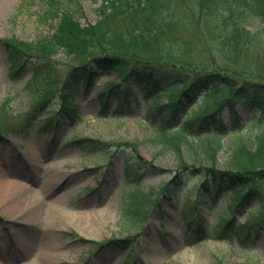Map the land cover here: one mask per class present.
I'll list each match as a JSON object with an SVG mask.
<instances>
[{"label": "trees", "instance_id": "1", "mask_svg": "<svg viewBox=\"0 0 264 264\" xmlns=\"http://www.w3.org/2000/svg\"><path fill=\"white\" fill-rule=\"evenodd\" d=\"M92 1L98 3V18L93 23L83 24L71 8L59 6L52 12L59 22L48 35L33 42L0 39L13 79L22 76L27 64L33 65L35 78L42 72L49 77L37 90L41 92L39 99L26 113L10 115L8 104L0 107V137L27 135L39 123L38 111L50 106L51 99L54 104L50 110L57 111L58 107L61 112L57 113L68 116L69 99L94 90L101 74L113 79L99 93L103 107L112 99L120 105L130 104L132 99L138 102L137 93L130 87L133 81L142 88L147 103L158 104L157 119L162 122L155 133L161 153H181L180 146H175L181 141L189 147L178 159L180 167L172 178L147 195L139 179L147 163L137 155L134 145H124L130 154L125 160L126 175L136 184L123 210L131 223L147 217L149 207L159 200L157 194L179 196L188 183L196 186L198 198L206 197L213 204L220 195L231 192L234 206L255 202L263 210L264 132L255 140L245 134L259 119L231 131L222 114L224 105L228 106L236 119L234 107L238 103H264V76L253 70H259L257 59L242 60L252 55V47L260 45L264 49V0ZM258 21L262 27L254 26ZM185 24L202 37L181 36L179 31ZM194 50L199 51L202 62L186 61ZM58 54L68 60L69 68L63 76L53 62ZM224 89L231 92L229 97H219ZM117 111L121 113L122 109ZM53 121H48V128L56 125ZM263 123L264 118L258 125ZM224 133L234 135L228 146L232 154L229 168L219 169L217 154L225 148L219 137ZM71 144L84 147V156L107 157L112 153L106 143L91 138ZM262 215L245 224L232 217L223 219L222 228L205 229L206 239L232 241L253 233L260 235L264 232Z\"/></svg>", "mask_w": 264, "mask_h": 264}, {"label": "rangeland", "instance_id": "2", "mask_svg": "<svg viewBox=\"0 0 264 264\" xmlns=\"http://www.w3.org/2000/svg\"><path fill=\"white\" fill-rule=\"evenodd\" d=\"M59 6L71 8L83 24L93 23L98 18V3L92 0H0V39L33 42L48 35L59 22V17L52 16ZM186 24L179 31L181 36L202 37ZM258 25L263 26L259 21L254 26ZM257 46L260 45L249 50L252 55L248 54L242 60L250 62L256 58L260 67L253 70L264 76V49ZM188 57L186 61H203L197 50ZM53 62L59 76L67 73L68 60L63 55L54 56ZM10 65L0 45V107L8 104L9 114L18 115L26 113L39 99L41 92L37 90L49 77L42 72L35 78L33 65L27 64L22 76L13 79ZM112 81L101 74L92 93L74 94L69 99L68 116L60 115L58 107L59 113L50 110L54 104L51 99L50 106L38 111L39 123L27 135L0 137V172L29 182L46 209L53 200L60 199L68 219L57 224L35 220L30 225L26 217L12 220L11 214L0 209V241L14 246V250L4 256L10 261L7 264L20 262L23 258L25 261L22 262H29L48 249L63 259L60 264H151L150 258L156 247L165 244H169L170 249L155 264H264V232L245 238L235 237L232 241L206 239L205 229L213 230L218 225L222 228L220 222L223 219L232 217L245 224L264 216V209L255 202L234 206L236 202L231 192L220 195L218 202L213 204L206 197L198 198V189L188 183L181 188L179 196L157 194L159 200L149 207L147 217L141 222L133 224L125 217L123 210L136 184L129 182L126 175L125 160L130 154L124 145H134L137 155L147 163L141 168L139 177L141 189L147 195L160 190L172 178L180 167L178 159L186 154L189 145L181 141L175 143L180 146L181 153H161L155 133L161 121L157 119L158 104L147 103L142 88L133 81L130 87L137 93L138 102L131 98L130 104L120 105L118 100L112 99L103 107L99 93ZM230 94L224 89L219 97ZM260 104L238 103L234 107L236 119L224 105L222 120L234 131L235 126L246 128L258 118V123L255 121L245 133L246 137L255 140L264 132V123L258 125L264 118V103ZM120 108L122 112L118 113ZM163 116V119L167 118V115ZM51 119L56 125L48 128ZM225 132L230 131L226 129ZM224 134L219 137L225 147L217 154L219 169L229 168L232 154L228 146L234 135ZM86 138L106 143L111 155L84 156V147L71 144ZM32 156L36 159H31ZM108 207L111 214L105 225L85 229L71 221L78 211L99 216ZM49 224L52 230L47 229ZM19 241L21 243H17Z\"/></svg>", "mask_w": 264, "mask_h": 264}, {"label": "bare ground", "instance_id": "3", "mask_svg": "<svg viewBox=\"0 0 264 264\" xmlns=\"http://www.w3.org/2000/svg\"><path fill=\"white\" fill-rule=\"evenodd\" d=\"M31 159L35 160L36 156H32ZM0 209H4L5 213L9 215L11 214L12 217L10 219L12 220L26 217L27 224L33 223L35 220L45 223L51 221L53 224L65 223L68 221V219L65 218L66 211L60 199L53 200L48 204L47 209L44 208L42 198L37 191L31 187L29 182H24L23 179L14 177L5 171L0 172ZM110 214V207H108L106 211L101 212L99 216H89L84 212L78 211L73 215L71 221L73 224H79L85 229L97 228L106 224ZM48 228L52 230L50 224L47 229ZM17 243H21V241ZM169 249V244L157 246L153 252V256L150 258V263H157V260L164 256ZM13 250L14 246L12 244L4 240L3 242L0 241V264H7L10 262L6 260L4 256L8 253L10 254V251L12 252ZM62 260L58 258L57 253H52V251L48 249L43 255L31 259L29 262H22L25 261L23 258L20 262H18L19 260L12 261L9 264H60Z\"/></svg>", "mask_w": 264, "mask_h": 264}]
</instances>
